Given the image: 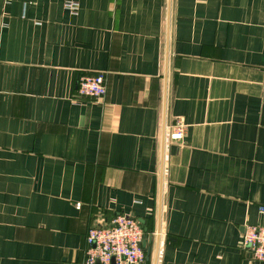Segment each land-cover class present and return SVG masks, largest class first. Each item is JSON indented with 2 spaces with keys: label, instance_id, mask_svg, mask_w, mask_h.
Here are the masks:
<instances>
[{
  "label": "crops",
  "instance_id": "1",
  "mask_svg": "<svg viewBox=\"0 0 264 264\" xmlns=\"http://www.w3.org/2000/svg\"><path fill=\"white\" fill-rule=\"evenodd\" d=\"M65 1L0 0V264H83L120 213L146 264H264V0Z\"/></svg>",
  "mask_w": 264,
  "mask_h": 264
},
{
  "label": "built area",
  "instance_id": "2",
  "mask_svg": "<svg viewBox=\"0 0 264 264\" xmlns=\"http://www.w3.org/2000/svg\"><path fill=\"white\" fill-rule=\"evenodd\" d=\"M64 7L74 15L79 3L66 0ZM75 91L80 96L102 97L106 93L104 74H78ZM184 134L185 125L179 120L169 125L170 140H182ZM260 211L264 212V207ZM144 236L140 222L124 213L117 214L108 226H90L85 236L83 264H145L146 255L141 245ZM241 246L252 258L264 262V225H245Z\"/></svg>",
  "mask_w": 264,
  "mask_h": 264
},
{
  "label": "water",
  "instance_id": "3",
  "mask_svg": "<svg viewBox=\"0 0 264 264\" xmlns=\"http://www.w3.org/2000/svg\"><path fill=\"white\" fill-rule=\"evenodd\" d=\"M161 188H162V169H161V178H160L158 215H160V211H161ZM137 220L140 222V224L142 225L143 231L146 233L147 227L144 226L143 220L142 219H137ZM151 240H152V236H148V234H145L141 242L142 247L145 249L147 259L149 258V254H150V246L148 245V243H150ZM156 258H157V248L154 251L153 264H156Z\"/></svg>",
  "mask_w": 264,
  "mask_h": 264
},
{
  "label": "trees",
  "instance_id": "4",
  "mask_svg": "<svg viewBox=\"0 0 264 264\" xmlns=\"http://www.w3.org/2000/svg\"><path fill=\"white\" fill-rule=\"evenodd\" d=\"M144 234H148V229H147L146 233L144 232ZM144 251H145V249H144ZM145 255H146V252H145ZM147 261H149V260L146 258L145 259V264L147 263Z\"/></svg>",
  "mask_w": 264,
  "mask_h": 264
}]
</instances>
